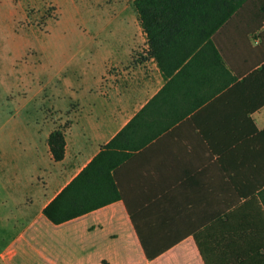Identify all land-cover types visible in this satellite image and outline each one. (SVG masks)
<instances>
[{
    "label": "crops",
    "instance_id": "crops-1",
    "mask_svg": "<svg viewBox=\"0 0 264 264\" xmlns=\"http://www.w3.org/2000/svg\"><path fill=\"white\" fill-rule=\"evenodd\" d=\"M220 11L111 10L118 36L76 65L60 108L63 158L49 152L52 121L31 145L44 192L21 235L40 264H264V0L217 25ZM86 168L103 205L51 222L42 209Z\"/></svg>",
    "mask_w": 264,
    "mask_h": 264
},
{
    "label": "rangeland",
    "instance_id": "rangeland-1",
    "mask_svg": "<svg viewBox=\"0 0 264 264\" xmlns=\"http://www.w3.org/2000/svg\"><path fill=\"white\" fill-rule=\"evenodd\" d=\"M131 4L0 0V252L13 250L0 264H40V255L21 235L44 192L38 169L43 158L31 145L40 140L44 121L64 129L69 124L70 109L60 108L73 87V69L102 57L103 39L118 36L110 30L116 15L111 10Z\"/></svg>",
    "mask_w": 264,
    "mask_h": 264
},
{
    "label": "trees",
    "instance_id": "trees-1",
    "mask_svg": "<svg viewBox=\"0 0 264 264\" xmlns=\"http://www.w3.org/2000/svg\"><path fill=\"white\" fill-rule=\"evenodd\" d=\"M248 0H133L138 13L143 16L149 6L163 5L173 8H184L196 5L217 6L220 8L219 23L227 20L234 10L246 4ZM47 144L51 157L61 160L65 153V129L54 128L48 135ZM88 168V167H87ZM84 169L78 176L71 180L43 209V214L53 223L59 224L73 217L82 215L87 211L103 205V202H91L90 195L85 193L86 186ZM149 257L152 254L147 252Z\"/></svg>",
    "mask_w": 264,
    "mask_h": 264
},
{
    "label": "bare ground",
    "instance_id": "bare-ground-1",
    "mask_svg": "<svg viewBox=\"0 0 264 264\" xmlns=\"http://www.w3.org/2000/svg\"><path fill=\"white\" fill-rule=\"evenodd\" d=\"M66 124V123H65Z\"/></svg>",
    "mask_w": 264,
    "mask_h": 264
}]
</instances>
